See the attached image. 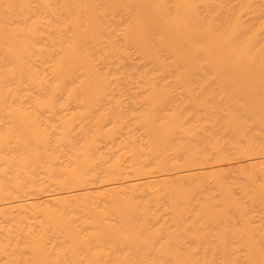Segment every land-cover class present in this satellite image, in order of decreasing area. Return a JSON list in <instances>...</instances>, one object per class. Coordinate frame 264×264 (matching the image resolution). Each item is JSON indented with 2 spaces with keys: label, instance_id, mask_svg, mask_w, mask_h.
<instances>
[{
  "label": "bare ground",
  "instance_id": "bare-ground-1",
  "mask_svg": "<svg viewBox=\"0 0 264 264\" xmlns=\"http://www.w3.org/2000/svg\"><path fill=\"white\" fill-rule=\"evenodd\" d=\"M0 264H264V0H0Z\"/></svg>",
  "mask_w": 264,
  "mask_h": 264
},
{
  "label": "rangeland",
  "instance_id": "rangeland-1",
  "mask_svg": "<svg viewBox=\"0 0 264 264\" xmlns=\"http://www.w3.org/2000/svg\"><path fill=\"white\" fill-rule=\"evenodd\" d=\"M206 170H208V169H206Z\"/></svg>",
  "mask_w": 264,
  "mask_h": 264
}]
</instances>
